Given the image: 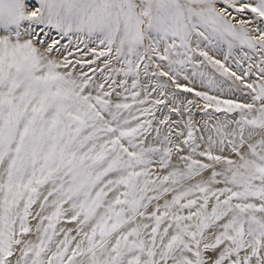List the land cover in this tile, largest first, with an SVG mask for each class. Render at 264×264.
<instances>
[{"label": "snow or ice", "instance_id": "1", "mask_svg": "<svg viewBox=\"0 0 264 264\" xmlns=\"http://www.w3.org/2000/svg\"><path fill=\"white\" fill-rule=\"evenodd\" d=\"M0 264H264V0H0Z\"/></svg>", "mask_w": 264, "mask_h": 264}]
</instances>
